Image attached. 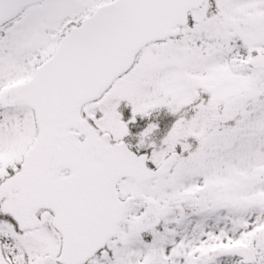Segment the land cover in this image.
<instances>
[{"label":"snow or ice","instance_id":"snow-or-ice-1","mask_svg":"<svg viewBox=\"0 0 264 264\" xmlns=\"http://www.w3.org/2000/svg\"><path fill=\"white\" fill-rule=\"evenodd\" d=\"M0 264H264V0H0Z\"/></svg>","mask_w":264,"mask_h":264}]
</instances>
